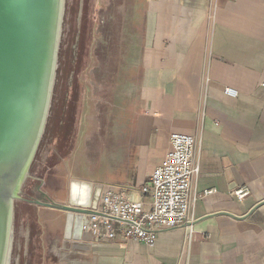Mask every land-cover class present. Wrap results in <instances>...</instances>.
Returning a JSON list of instances; mask_svg holds the SVG:
<instances>
[{
	"label": "crops",
	"instance_id": "obj_1",
	"mask_svg": "<svg viewBox=\"0 0 264 264\" xmlns=\"http://www.w3.org/2000/svg\"><path fill=\"white\" fill-rule=\"evenodd\" d=\"M147 7L136 110L120 116L124 141L116 142L115 157L96 167L95 181L102 190L126 187V197L142 199L149 208L151 197L140 190L165 161L170 135L193 134L202 168L194 218L160 232L153 247L121 237L101 241L84 231L83 243L70 248L75 255L68 252L66 262L56 256L51 263L264 264V0H147ZM225 87L238 94L229 96ZM63 181L54 171L45 191L36 181L26 197L42 200V194V201L65 204L61 194L69 188ZM92 183L73 180L72 203L90 206L96 197L98 203L102 191ZM244 185L250 194L237 198L234 191ZM22 203L35 212L32 219L21 213L28 225L34 223L33 235L65 250L67 212ZM189 228L193 240L186 250Z\"/></svg>",
	"mask_w": 264,
	"mask_h": 264
},
{
	"label": "water",
	"instance_id": "obj_2",
	"mask_svg": "<svg viewBox=\"0 0 264 264\" xmlns=\"http://www.w3.org/2000/svg\"><path fill=\"white\" fill-rule=\"evenodd\" d=\"M93 1L0 0V264H29L23 201L66 211V239L76 244L97 214V197L90 206L72 203V194L65 204L26 197L73 131ZM59 110L69 119L61 142L53 133Z\"/></svg>",
	"mask_w": 264,
	"mask_h": 264
},
{
	"label": "rangeland",
	"instance_id": "obj_3",
	"mask_svg": "<svg viewBox=\"0 0 264 264\" xmlns=\"http://www.w3.org/2000/svg\"><path fill=\"white\" fill-rule=\"evenodd\" d=\"M147 8V0L93 1L89 60L77 106L76 127L73 128L76 136L70 134L36 180L40 182L39 186L45 184L42 188L45 191L49 175L57 172L64 179L62 184H67L69 188L61 194L66 203L70 199L73 180L102 185L95 181L98 177L96 167L102 161L115 157L116 142L124 141L119 129L122 125L120 116L124 112L134 113L137 94L143 86V73L138 65L145 44L142 32L149 28ZM209 17L212 19L211 15ZM62 154L69 156L68 159L58 160ZM54 162L58 166L52 168ZM40 196L45 199L42 194ZM24 206L21 203V213L28 214L26 217L32 219V212L33 216L35 212ZM21 219L29 264H39L43 259H50L46 264H52L51 259L56 256L63 260L61 262H66L62 258L68 252L73 253L71 256L76 253L71 251L72 245H81L70 238L69 244H64L65 250L51 248L53 242L50 238L41 239L36 233L33 235L34 223L28 225L22 216Z\"/></svg>",
	"mask_w": 264,
	"mask_h": 264
},
{
	"label": "built area",
	"instance_id": "obj_4",
	"mask_svg": "<svg viewBox=\"0 0 264 264\" xmlns=\"http://www.w3.org/2000/svg\"><path fill=\"white\" fill-rule=\"evenodd\" d=\"M224 92L232 97L238 94V90L232 87H225ZM170 136L171 147L165 161L155 168L140 190L142 195H150V207L146 208L142 199L126 197L121 192L126 188L124 186H107L100 195L97 214L89 216L84 225L85 232L90 231L95 239L101 241L121 237L126 242L136 241L153 247L160 232L192 221L200 197L196 191V182L202 170L197 152L199 139L193 134L180 132H173ZM214 191V188L208 189L202 195ZM249 191V186H240L234 195L244 199ZM192 239L193 232L189 228L186 248H189Z\"/></svg>",
	"mask_w": 264,
	"mask_h": 264
},
{
	"label": "trees",
	"instance_id": "obj_5",
	"mask_svg": "<svg viewBox=\"0 0 264 264\" xmlns=\"http://www.w3.org/2000/svg\"><path fill=\"white\" fill-rule=\"evenodd\" d=\"M64 118V119H63ZM68 117L66 115V117H62V114H61V110H59L57 112V115L54 117V121H53V127H54V135H56V138L58 140H60L59 142H61V139H64V137L66 136L67 134V131H66V126H68Z\"/></svg>",
	"mask_w": 264,
	"mask_h": 264
},
{
	"label": "bare ground",
	"instance_id": "obj_6",
	"mask_svg": "<svg viewBox=\"0 0 264 264\" xmlns=\"http://www.w3.org/2000/svg\"><path fill=\"white\" fill-rule=\"evenodd\" d=\"M76 204H82V205H85V206H87V204L86 203H76ZM89 205V204H88Z\"/></svg>",
	"mask_w": 264,
	"mask_h": 264
}]
</instances>
